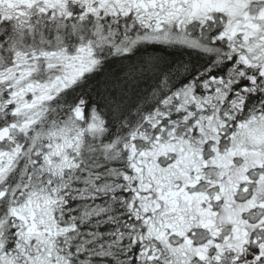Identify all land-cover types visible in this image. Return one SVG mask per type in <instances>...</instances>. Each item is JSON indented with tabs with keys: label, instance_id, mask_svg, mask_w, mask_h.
Listing matches in <instances>:
<instances>
[{
	"label": "snow or ice",
	"instance_id": "obj_1",
	"mask_svg": "<svg viewBox=\"0 0 264 264\" xmlns=\"http://www.w3.org/2000/svg\"><path fill=\"white\" fill-rule=\"evenodd\" d=\"M0 264H264V0H0Z\"/></svg>",
	"mask_w": 264,
	"mask_h": 264
}]
</instances>
